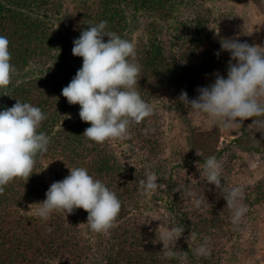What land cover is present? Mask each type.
<instances>
[{"label":"trees","instance_id":"obj_1","mask_svg":"<svg viewBox=\"0 0 264 264\" xmlns=\"http://www.w3.org/2000/svg\"><path fill=\"white\" fill-rule=\"evenodd\" d=\"M231 1L0 0V35L9 41L15 67L10 84L0 89V110L17 100L39 107L47 118L37 131L49 137L48 150L35 157L29 179L16 178L0 193V264H229L251 228L244 224L246 216L264 209V177L237 185L246 211L233 223L224 193L216 192L203 175H189L195 153L212 156L215 149L206 148L200 137L183 139L182 130L176 136L165 130L171 119L184 130L198 119L199 136L209 130L202 117L188 114L178 97L185 91L189 99L195 98L198 88L214 81L215 73L226 77L230 54L219 67L215 53L218 39L237 16ZM66 16L70 21L65 25L61 19ZM102 20L107 21L106 31L134 44L133 62L141 65L137 91L153 112L130 126L125 139L95 143L82 135L90 124L80 119V106L70 105L61 93L82 67L83 58L72 54L73 41ZM171 113L175 117L168 118ZM252 123L245 120L239 128L250 147L242 149L238 139L232 141L240 149L231 155L233 164L245 151L264 153V125ZM222 153L216 151V157ZM174 157L181 163L173 168L166 188L143 195L140 181L145 171L154 172L162 184L163 171ZM231 163L225 164L226 170ZM49 164L59 165L68 175V168H86L116 193L122 206L108 231L92 232L83 209L67 215L54 212L47 221L36 215L35 203L45 199L50 187L43 173ZM161 200L168 219L158 221L153 212ZM170 223L184 227L175 242V256L163 251ZM205 238L210 255H195Z\"/></svg>","mask_w":264,"mask_h":264},{"label":"clouds","instance_id":"obj_2","mask_svg":"<svg viewBox=\"0 0 264 264\" xmlns=\"http://www.w3.org/2000/svg\"><path fill=\"white\" fill-rule=\"evenodd\" d=\"M106 28L107 21L102 20L83 30L73 41L72 54L83 58L82 67L61 93L70 105L80 106V119L90 124L82 135L95 143L125 139L130 126L139 124L153 112L137 91L141 65L133 62L134 44ZM220 50L230 54L226 77L215 73L214 81L198 88L195 98L189 99L187 92L182 91L179 102L189 109L188 114L202 117L207 124L225 131L239 129L249 119L253 121L250 126L264 125V120L253 119L264 117V47L236 38H221ZM14 71L9 41L0 35V89L7 88ZM46 118L39 107L19 100L12 107L0 110V193L16 178L29 179L35 157L47 152L49 137L37 131ZM202 163L204 181L224 193L227 207L232 209L233 223H237L246 211L242 189L234 186L226 190L221 184L223 165L215 155ZM68 169L69 175L53 182L45 199L35 203L38 205L36 215L47 221L54 212L67 215L75 209H83L88 213L85 224L92 232L108 231L120 212V199L86 168ZM157 181V175L146 170L140 181L142 194L147 196L164 187ZM195 203L199 206L201 201ZM166 231L168 244L167 247L163 244L164 254L175 256V242L184 227L172 225L171 230L168 227ZM194 253L210 255L208 238Z\"/></svg>","mask_w":264,"mask_h":264},{"label":"rangeland","instance_id":"obj_3","mask_svg":"<svg viewBox=\"0 0 264 264\" xmlns=\"http://www.w3.org/2000/svg\"><path fill=\"white\" fill-rule=\"evenodd\" d=\"M233 7L237 8V16L233 18V22L227 30L224 31L219 42H217V47H219V55H217V64L222 66V61L224 55L227 53L220 50V40L221 38H236L240 41H246L250 45H259L264 47V0H232ZM139 22L144 20V17L140 14L137 16ZM59 21V20H58ZM70 21V18L66 16L65 19H61V22L65 25ZM216 44L212 47L214 50ZM211 54L214 55V52ZM219 58V59H218ZM218 61H220L218 63ZM220 64V65H219ZM175 117V113H171V116L168 118ZM175 119V118H174ZM173 121V123H171ZM201 122H196L192 126L187 128V130L179 129L176 125L175 120H170L168 124V129L165 130L166 134L171 133V135L176 136L179 130H182L184 137L186 138H201L202 142L205 143L206 148L215 149L216 151L222 150V153L218 159L222 162V181L221 184L225 185V189L228 190L231 187L239 185L241 182L245 181L248 184L255 183L259 179L264 177V153L255 154L254 152H243L242 157L233 164L232 153H236L239 148L232 141L238 139L242 149L251 146L250 141L244 139L240 136L239 129L225 131L222 127L209 125V130L204 132L202 136L198 135V130L202 129ZM182 146V152H185V140L180 142ZM206 156V157H205ZM210 155L206 154L203 151H198L195 153V159L191 163L189 168V175L194 177H201L203 175V163H201L202 157L205 160ZM230 162L231 166L227 168L225 164ZM181 160L178 157L172 158V163L166 166L164 169V176L162 179V184L164 185L163 189L166 188V184L170 175L173 172V168L180 164ZM230 169V171H229ZM200 170V171H199ZM201 172V173H200ZM44 178L45 182L50 186L53 182L61 181L68 176L59 165L49 164L45 166L44 169ZM175 174H173V177ZM215 192V190H214ZM216 192H219L216 190ZM156 220H166L168 219V212L165 208L164 200H161L157 205L154 206L153 212ZM249 223L251 228H247V232L243 238L244 241L235 249L233 255L229 257V264H264V209L263 211L257 212L252 215L249 214L246 216L244 224ZM248 224V225H249ZM173 224H168L167 228L171 230ZM166 228V230H167ZM167 233V231H166ZM233 243L236 239L235 236L231 238ZM246 241V242H245ZM248 242V243H247ZM241 260V262L239 261Z\"/></svg>","mask_w":264,"mask_h":264}]
</instances>
